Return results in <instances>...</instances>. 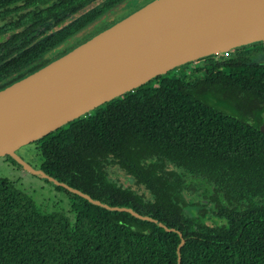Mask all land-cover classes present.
<instances>
[{
    "label": "trees",
    "instance_id": "obj_1",
    "mask_svg": "<svg viewBox=\"0 0 264 264\" xmlns=\"http://www.w3.org/2000/svg\"><path fill=\"white\" fill-rule=\"evenodd\" d=\"M168 72L153 78L154 89L126 92L30 146L50 176L175 231L46 180L70 209L42 212L0 176V264H177L176 231L179 264H264V65L234 52ZM217 94L225 99L213 101ZM106 164L141 193L118 185ZM188 179L202 182V196ZM90 207L100 216L82 219Z\"/></svg>",
    "mask_w": 264,
    "mask_h": 264
},
{
    "label": "water",
    "instance_id": "obj_2",
    "mask_svg": "<svg viewBox=\"0 0 264 264\" xmlns=\"http://www.w3.org/2000/svg\"><path fill=\"white\" fill-rule=\"evenodd\" d=\"M256 42H264V0H151L0 90V158L11 157L27 173L94 205L175 231L132 208L91 198L31 165L17 151L158 75ZM260 131L264 134V122ZM176 232L179 264L184 239Z\"/></svg>",
    "mask_w": 264,
    "mask_h": 264
},
{
    "label": "flooded vegetation",
    "instance_id": "obj_3",
    "mask_svg": "<svg viewBox=\"0 0 264 264\" xmlns=\"http://www.w3.org/2000/svg\"><path fill=\"white\" fill-rule=\"evenodd\" d=\"M150 1L0 0V90L86 42ZM250 45L252 53L247 49ZM234 52L241 54L248 63L264 65V42L235 48L228 57L232 58ZM245 116L252 119L249 114L245 113ZM202 187L197 186L195 192H202ZM208 211L207 219L213 217L212 211Z\"/></svg>",
    "mask_w": 264,
    "mask_h": 264
},
{
    "label": "rangeland",
    "instance_id": "obj_4",
    "mask_svg": "<svg viewBox=\"0 0 264 264\" xmlns=\"http://www.w3.org/2000/svg\"><path fill=\"white\" fill-rule=\"evenodd\" d=\"M257 43V42H256ZM256 45V44H254ZM249 48L251 47L248 46ZM248 49L249 52H253V47ZM213 59H219L221 55H212ZM196 63V62H195ZM187 63L185 66H180L177 68H174L168 72L169 75L172 74H178L180 71H182L183 68H192L195 66V64ZM183 67V68H182ZM153 79L148 81L147 83L139 86L141 89H154V83ZM219 95H212L211 98L213 101H218ZM221 99H225L223 97H220ZM223 102V100H219ZM30 144H27L23 147H21L17 153L27 162H29L31 165L38 167L41 163L40 157L37 155V151L34 149V146H30ZM104 168L108 174V176L112 177L114 180L117 181L118 185L128 187L129 189L141 193L142 188L136 184L135 181H133L127 172L120 170L119 168L112 166V165H104ZM0 176L7 178L8 180H11L19 189L25 191L29 195H31L36 203L37 207L42 212H51L60 210L63 212H68L70 209V199L67 194L61 191H56L54 187L50 183H46L44 180L37 178L26 171L22 170L21 167L12 164L8 160L4 159V157L0 158ZM188 182L193 184L194 186H200L202 185V182L199 180H190L188 179ZM191 194L193 193L190 191ZM200 194V190H198ZM101 214V211H98L94 207H90L86 209V211L80 216L82 219H88L90 216H97L99 217Z\"/></svg>",
    "mask_w": 264,
    "mask_h": 264
},
{
    "label": "built area",
    "instance_id": "obj_5",
    "mask_svg": "<svg viewBox=\"0 0 264 264\" xmlns=\"http://www.w3.org/2000/svg\"><path fill=\"white\" fill-rule=\"evenodd\" d=\"M229 53H230V51H224V52L219 53V54H217V55H221V56L228 57Z\"/></svg>",
    "mask_w": 264,
    "mask_h": 264
}]
</instances>
